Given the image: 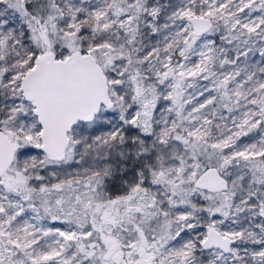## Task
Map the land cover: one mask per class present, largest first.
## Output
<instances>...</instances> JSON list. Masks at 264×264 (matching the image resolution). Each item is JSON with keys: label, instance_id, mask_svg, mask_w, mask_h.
<instances>
[{"label": "snow or ice", "instance_id": "1", "mask_svg": "<svg viewBox=\"0 0 264 264\" xmlns=\"http://www.w3.org/2000/svg\"><path fill=\"white\" fill-rule=\"evenodd\" d=\"M0 264H264V0H0Z\"/></svg>", "mask_w": 264, "mask_h": 264}]
</instances>
